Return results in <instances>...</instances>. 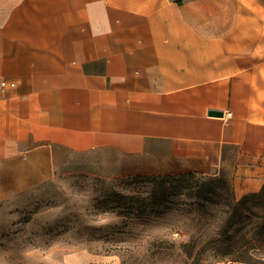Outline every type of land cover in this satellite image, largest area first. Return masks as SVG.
<instances>
[{
  "label": "crops",
  "instance_id": "crops-1",
  "mask_svg": "<svg viewBox=\"0 0 264 264\" xmlns=\"http://www.w3.org/2000/svg\"><path fill=\"white\" fill-rule=\"evenodd\" d=\"M188 173L264 185V0H0V203Z\"/></svg>",
  "mask_w": 264,
  "mask_h": 264
},
{
  "label": "rangeland",
  "instance_id": "rangeland-1",
  "mask_svg": "<svg viewBox=\"0 0 264 264\" xmlns=\"http://www.w3.org/2000/svg\"><path fill=\"white\" fill-rule=\"evenodd\" d=\"M217 179L49 181L0 203V264H264V211Z\"/></svg>",
  "mask_w": 264,
  "mask_h": 264
},
{
  "label": "trees",
  "instance_id": "trees-1",
  "mask_svg": "<svg viewBox=\"0 0 264 264\" xmlns=\"http://www.w3.org/2000/svg\"><path fill=\"white\" fill-rule=\"evenodd\" d=\"M192 176H194V174L188 173V174H182V175H177V176H167V179L171 180V181L178 182L181 180L188 179ZM159 177H161V176H159ZM173 188L176 189L177 186L175 185V186H173ZM219 188L227 196L235 199L234 194L231 191V189L229 188V186L223 180H221L219 178L217 180H215L214 182H212V185H210L208 187L207 192L214 197V195H218L217 192H218ZM213 197H209V200L213 201L214 200ZM249 203H254L256 206L260 207L264 211V185L258 193H252V194H248V195L243 196L239 201H236L234 203V206L237 210L240 208L247 209ZM247 264H249V263H247Z\"/></svg>",
  "mask_w": 264,
  "mask_h": 264
},
{
  "label": "built area",
  "instance_id": "built-area-1",
  "mask_svg": "<svg viewBox=\"0 0 264 264\" xmlns=\"http://www.w3.org/2000/svg\"><path fill=\"white\" fill-rule=\"evenodd\" d=\"M2 86L5 87L6 86V82H2ZM12 86L14 87L15 84H12ZM232 116V113L231 112H224V115H223V118L224 119H228Z\"/></svg>",
  "mask_w": 264,
  "mask_h": 264
},
{
  "label": "water",
  "instance_id": "water-1",
  "mask_svg": "<svg viewBox=\"0 0 264 264\" xmlns=\"http://www.w3.org/2000/svg\"><path fill=\"white\" fill-rule=\"evenodd\" d=\"M210 115H214V116H221L222 113L216 112V111H211Z\"/></svg>",
  "mask_w": 264,
  "mask_h": 264
}]
</instances>
